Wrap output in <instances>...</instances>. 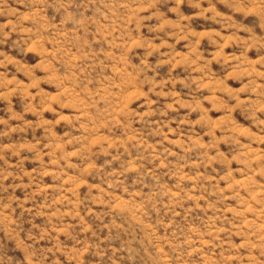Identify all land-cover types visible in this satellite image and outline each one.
<instances>
[{
	"label": "rangeland",
	"instance_id": "obj_1",
	"mask_svg": "<svg viewBox=\"0 0 264 264\" xmlns=\"http://www.w3.org/2000/svg\"><path fill=\"white\" fill-rule=\"evenodd\" d=\"M0 264H264V0H0Z\"/></svg>",
	"mask_w": 264,
	"mask_h": 264
}]
</instances>
